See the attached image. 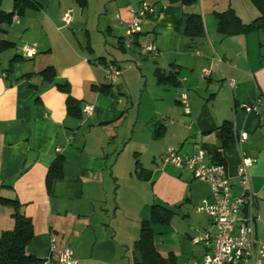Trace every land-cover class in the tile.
<instances>
[{
	"label": "crops",
	"instance_id": "1",
	"mask_svg": "<svg viewBox=\"0 0 264 264\" xmlns=\"http://www.w3.org/2000/svg\"><path fill=\"white\" fill-rule=\"evenodd\" d=\"M142 2L153 11L127 50L130 7ZM228 8L244 24L259 16L249 0H0V235L14 227L5 202L14 201L32 225L26 250L43 264H57L65 247L77 264H136L142 222L158 207L171 211L167 222L150 224L158 253L172 264L201 260L207 243L192 238L212 226L196 206L211 188L161 160L167 146L193 152L199 130L204 162H223L234 194L237 139L248 133L242 148L257 158L248 170L255 233L264 240V28L221 33L216 13ZM191 13L202 17L201 37L183 34ZM149 43L157 52L141 55ZM109 65L121 71L115 82L105 76ZM69 96L78 114L68 113ZM227 124L232 140L223 145ZM58 156L62 176L48 181Z\"/></svg>",
	"mask_w": 264,
	"mask_h": 264
},
{
	"label": "built area",
	"instance_id": "2",
	"mask_svg": "<svg viewBox=\"0 0 264 264\" xmlns=\"http://www.w3.org/2000/svg\"><path fill=\"white\" fill-rule=\"evenodd\" d=\"M130 11L132 18L123 38V45L127 50L131 49L135 43V36L140 31L143 15L152 12L153 8L147 2H142L137 7H130ZM15 18L14 14L13 19ZM61 20L68 25L71 21V10L64 12ZM22 51L26 56H32L36 48L32 45H23ZM156 52L157 49L152 43L144 44L139 48L141 55ZM134 63L138 64L137 61ZM202 72L204 75L208 74L206 69ZM120 74V69L114 66L109 65L105 69V76L111 82H115ZM228 83L232 86L234 82L229 81ZM179 100L184 112L190 113V105L185 92L180 94ZM243 106L246 111L253 108L250 105ZM83 111L85 115L91 116L94 107L87 104ZM247 137L248 133L241 131L237 139L240 164L236 181L241 188L240 194L232 192V182L223 164L204 162L205 152L200 146L201 131L199 130L195 132L193 152L181 153L173 146H167L161 157L164 165L186 169L194 180L207 183L211 188L210 196L203 198L196 206V210L207 214L212 230L192 238L193 243L206 242L207 251L201 260H192L186 264H264V240L256 236L254 228V222L260 220V216L254 213L255 194L251 189V177L248 170L257 158L248 155L242 148ZM53 245L54 238L51 239V248L54 247ZM56 262L57 264H77L73 251L69 247L58 252Z\"/></svg>",
	"mask_w": 264,
	"mask_h": 264
},
{
	"label": "trees",
	"instance_id": "3",
	"mask_svg": "<svg viewBox=\"0 0 264 264\" xmlns=\"http://www.w3.org/2000/svg\"><path fill=\"white\" fill-rule=\"evenodd\" d=\"M183 4L189 5L197 0H181ZM259 12V16L252 22L244 24L235 14L234 10L228 8L223 12L216 13L218 29L221 33L230 35L235 33H249L253 30L264 28V0H250ZM19 0H16L18 3ZM0 18L1 13H0ZM183 34L196 38L204 34V25L199 13L188 14L185 18ZM2 47V45H0ZM67 111L69 114H78L79 107L77 100L72 97L67 98ZM224 137L222 144L226 145L232 140L231 128L227 124L223 128ZM63 158L58 156L54 159L48 169L47 178L51 181L62 176ZM222 164V161L213 162ZM13 206L14 227L12 230L4 231L0 235V264H43L44 260L27 252L26 248L30 242L33 232L32 225L28 218L19 214V205L14 201H5ZM171 211L164 208L155 207L152 210L150 221H143L140 228V236L135 244L139 254L136 264H172L170 260H165L153 244V232L150 224L155 222L164 223L170 218Z\"/></svg>",
	"mask_w": 264,
	"mask_h": 264
},
{
	"label": "rangeland",
	"instance_id": "4",
	"mask_svg": "<svg viewBox=\"0 0 264 264\" xmlns=\"http://www.w3.org/2000/svg\"><path fill=\"white\" fill-rule=\"evenodd\" d=\"M249 2H251V1L249 0ZM252 4H253V3H252ZM260 34H264V30H262ZM261 40H262V39H261ZM132 65H133V63H132ZM174 148H175V147H174ZM179 152H180V151H179ZM199 216H202V218L204 219L205 225H204V224H202V225H203V227H204L205 229H207V228L209 227L207 217H206L203 213H201V215H199ZM168 229H169V228H168ZM203 231H204L203 229L197 230V234L200 235V234L203 233Z\"/></svg>",
	"mask_w": 264,
	"mask_h": 264
},
{
	"label": "water",
	"instance_id": "5",
	"mask_svg": "<svg viewBox=\"0 0 264 264\" xmlns=\"http://www.w3.org/2000/svg\"><path fill=\"white\" fill-rule=\"evenodd\" d=\"M20 213H21V214L23 213V208L20 209Z\"/></svg>",
	"mask_w": 264,
	"mask_h": 264
}]
</instances>
